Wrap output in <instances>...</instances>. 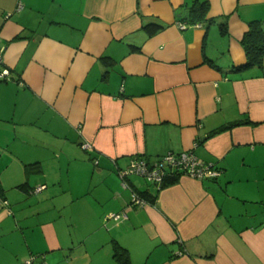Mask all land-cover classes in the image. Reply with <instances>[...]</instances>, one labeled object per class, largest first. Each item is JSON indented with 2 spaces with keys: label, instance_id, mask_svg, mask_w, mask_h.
Segmentation results:
<instances>
[{
  "label": "crops",
  "instance_id": "obj_1",
  "mask_svg": "<svg viewBox=\"0 0 264 264\" xmlns=\"http://www.w3.org/2000/svg\"><path fill=\"white\" fill-rule=\"evenodd\" d=\"M203 1L217 22L180 29ZM253 22L264 0H0V264H264ZM183 152L221 177L128 178L155 200L131 208L117 172Z\"/></svg>",
  "mask_w": 264,
  "mask_h": 264
},
{
  "label": "built area",
  "instance_id": "obj_2",
  "mask_svg": "<svg viewBox=\"0 0 264 264\" xmlns=\"http://www.w3.org/2000/svg\"><path fill=\"white\" fill-rule=\"evenodd\" d=\"M21 9L22 6L19 5L16 11L19 12ZM178 26L180 29L186 28L185 24ZM7 75V71H0V79ZM89 147L88 144L82 146L84 150ZM117 175L121 180L122 187L130 191V207L142 209L149 203L128 184L127 179L130 177L141 179L147 186L159 190L171 178L188 177L198 181H214L221 177L222 170L215 165L202 163L191 152H183L180 154L168 153L152 162L143 158H134L126 168L119 170ZM43 189V186H39L33 190V193L37 194ZM119 217L110 216V218L116 219ZM179 255H183V253L181 252ZM39 258L40 264H46L43 256H39ZM35 259L31 258L26 264H33Z\"/></svg>",
  "mask_w": 264,
  "mask_h": 264
},
{
  "label": "trees",
  "instance_id": "obj_3",
  "mask_svg": "<svg viewBox=\"0 0 264 264\" xmlns=\"http://www.w3.org/2000/svg\"><path fill=\"white\" fill-rule=\"evenodd\" d=\"M209 12V3L207 1L195 2L187 9V14L182 13L179 17L181 22L186 23V26H196L201 24H215L217 20L208 18ZM222 23L219 24V30L221 34L227 35V21L226 18H222ZM248 32L243 36L240 41V45L245 53L246 63L238 68H235L236 71H245L251 68H264V29H262L261 22H253L248 26ZM18 37L15 40H20ZM178 178H171L162 188L174 184ZM1 191V187H0ZM146 201L150 203H155V200H149V197L146 193H139ZM114 257L120 264H126V258H124V252L121 249H118L114 252Z\"/></svg>",
  "mask_w": 264,
  "mask_h": 264
},
{
  "label": "rangeland",
  "instance_id": "obj_4",
  "mask_svg": "<svg viewBox=\"0 0 264 264\" xmlns=\"http://www.w3.org/2000/svg\"><path fill=\"white\" fill-rule=\"evenodd\" d=\"M131 178V177H130Z\"/></svg>",
  "mask_w": 264,
  "mask_h": 264
}]
</instances>
